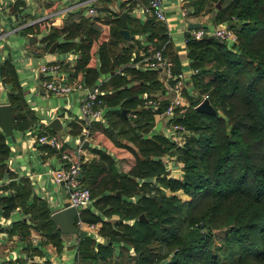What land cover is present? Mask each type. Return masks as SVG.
I'll return each instance as SVG.
<instances>
[{"label":"trees","instance_id":"trees-1","mask_svg":"<svg viewBox=\"0 0 264 264\" xmlns=\"http://www.w3.org/2000/svg\"><path fill=\"white\" fill-rule=\"evenodd\" d=\"M204 1L192 0L193 9L189 13L200 9ZM211 1L212 20H224L220 16L227 13L225 20L231 18V23L226 24L234 28L236 41L229 45L212 34L192 37L184 33L185 55L189 66L197 71L191 75L196 94L188 95L184 91L190 106L182 115L174 116L192 131L180 146L162 133H148L153 124L151 108L137 109L133 118L120 112L122 107L128 111L137 106L142 100L138 93L154 95L164 89L156 70L130 64L139 57L140 50L149 53L161 48L172 60V69L181 68L178 54L167 52L164 22L149 19L144 40L129 38L122 42L119 19L111 10L106 11L111 15L108 18L96 14L91 23L75 10L60 23H51L43 36L47 47L62 36L56 47L78 51L70 74L82 78L86 85L92 84L98 73H107L112 84L110 90L100 94L107 104V119L103 126L91 122L89 130L95 123L96 129L111 139L119 166L126 168L116 169L114 159L104 155L110 158L109 171L117 179L115 186H110L111 191L99 197V201L109 202L104 213H114L116 217L101 219L99 230L107 236L105 243H98L95 249L90 237L78 236L77 259L98 264L111 255L114 242L122 241L131 244L134 264H157L164 257L168 259L163 264H264V0ZM100 25L106 26L107 32L98 30ZM129 28L131 33L137 32ZM218 57L222 67L206 72L205 64ZM1 73L4 81L12 83L9 95L19 104L22 98L15 91L18 85L8 61L2 63ZM214 92L221 96L233 120L225 121L224 112L212 101ZM202 93H207L215 113L192 106ZM165 103L162 99L160 108ZM110 112L128 123L120 131L127 134L130 143L110 137L108 127L114 122L108 116ZM63 147L62 144L60 149ZM7 149L0 132V159ZM165 153L175 154L180 177L168 174L162 160ZM103 169L101 162L91 160L86 165L87 171H82L84 184H92L97 194L100 191L96 190L100 182L97 174ZM164 188L172 192L165 193ZM177 189L189 198L179 197L174 192ZM116 190L136 198L121 197ZM19 198L18 194L2 197L3 209L21 202L36 220L33 221L36 228L57 243L61 239L59 227L49 219L46 204L38 198L26 204ZM233 200L241 204L240 208L221 214V207ZM140 214L143 218H139ZM79 216L83 220L87 218L81 210ZM27 227L28 224L19 220L11 229H16L22 238ZM215 227L223 228L218 243L211 241V229Z\"/></svg>","mask_w":264,"mask_h":264},{"label":"crops","instance_id":"crops-1","mask_svg":"<svg viewBox=\"0 0 264 264\" xmlns=\"http://www.w3.org/2000/svg\"><path fill=\"white\" fill-rule=\"evenodd\" d=\"M73 1L75 0H0V39L2 41L0 42V103H11L13 122L12 138L5 135L0 129V132H2L4 136V142L8 147L7 152L3 158L0 159V264H29L31 262V256L34 259V261H32L33 264H45L48 258H54L57 264H75L77 259V235L62 234L60 227L56 224L59 227V235L61 239H59L57 243H54L53 240L47 239L41 231L36 228L30 217V212L25 209L24 212L21 209V202H16L15 206L8 208L7 210L3 209L1 198L8 197L11 194H18L21 196L19 200L22 199L26 204H29L38 198L46 204L49 213L62 206L65 201L66 195L64 196L61 191V184L56 183L51 178V169L59 164V149L48 145L46 142H39L37 140L38 132L55 133L60 138L61 145L63 144L64 146L63 149L71 152L76 149L83 172L87 171L86 165L89 161L100 162L98 158L106 157L107 155L114 159V165H116V169H119L117 157L114 156L115 154L113 155L110 153V150H112L111 145H114L113 142L109 137L104 135V132L101 129L95 128V123L90 127L89 135L83 138L82 125L78 120L80 118L79 109L76 113L72 111L74 100L71 97V92L66 95H53L55 96L53 102L48 105L44 104L45 102H36L31 96V94H35L33 97H38L43 100L47 98L44 96H49L38 90V80L41 76V73L37 71V65L39 63L47 60H69L74 63L79 55L77 50L72 48L62 50L56 47V45L52 51H49V47L44 48L45 41L42 40L51 23H60L67 17L68 13L75 12H64L60 10ZM204 2H206L204 4V6H206L208 4L207 0ZM133 3V0H101L97 4V15L99 17L106 16L108 18V16L111 15L106 12L107 9L111 10L112 13L116 15L122 10L130 12V15L126 17L127 28L131 27V29H137V32L132 33L134 35L133 38H136V40H144L147 30V21H149V19H155L150 16L140 15L134 10ZM191 3L192 0H190V2L189 0H173L166 2V4L163 3L165 11L168 13V19L164 22V32L167 35L169 44L167 52L178 54L180 65L184 69H188L190 66L189 59L185 55L186 49L183 39V25L195 21L200 22V25L203 24L207 26H210L213 23H226L225 19L214 22L212 20V10L210 12V17L208 14L197 16L196 14L202 11L201 9L198 13H189V11L192 10ZM183 6L186 9L185 14H182L178 10V8ZM97 15H92L91 17H88L87 20L91 23L92 20H95ZM185 15H187V18H185ZM210 19L213 22H211ZM35 21H38L37 24H40L38 30L43 28L41 36L39 37L38 35H35L34 38V42L39 39L40 42L38 44L40 46H31L30 53L33 55L25 51L26 43H23V47L20 46L21 48L18 49V51L14 50L10 42L7 40L8 36L14 31L19 36H33L35 32L31 30V27L38 26ZM29 23H33L32 26L24 27ZM172 28H174V30ZM129 32L131 33L130 30ZM62 39L63 37L59 36L58 39H56L57 43ZM75 39H77V37L74 38V40ZM23 41L24 39L21 37L19 43L21 44ZM15 52H17V54ZM4 61H8L12 65L14 80L18 85V88H16L15 91L19 92L18 94H20L19 96L22 98V101L19 104H17L14 101L15 99L9 95V92L12 89V83L4 81V75L1 73V65ZM32 61H37L36 67L31 66ZM27 65H30L29 70L31 69L32 72H34L33 83H29L26 78H20V69ZM101 79H105L104 82L106 83L108 82L107 80H109V77L108 75L104 77L102 72H100L92 84L98 83ZM4 84L7 85V89L5 94H2L1 91L4 90ZM99 90L102 94L110 90V88L99 86ZM82 92L83 91L80 93ZM143 94L147 93L141 92L138 93V96L142 99ZM76 99L79 104L80 97H77ZM141 101L142 100H140L138 104H140ZM112 114L113 113L110 112L108 116L115 121L116 116L114 115V117L111 118ZM53 117H57L60 122V127L57 129H53L49 126V121ZM106 119L107 118H105V121ZM105 121L94 122L101 123L103 126ZM118 123L121 124V126L116 127L111 124V126L108 127V129L112 128L116 132V136L113 137L111 133H108L111 138L123 141L119 136L125 133L120 130L127 128L128 123L122 119H119ZM96 132H98V141H100L101 144H106L108 148L92 141V135H95ZM148 133H161V131L159 128L155 129L151 126ZM109 159L110 158H108V160ZM164 166L167 169L168 174L181 175V170L178 167L170 171L165 163ZM112 175L114 176H112L114 181L111 177L109 183L106 185L104 184L95 197H93L94 195L91 193V202L80 209L83 217H87L84 219L87 224L82 225V234L93 240V244L91 245L93 249L96 248L98 243H105L106 240L99 228L101 225V219L107 218V216H104L106 215L104 209L108 205L102 204L99 207L96 205V200L111 191V183H115L117 179L116 175ZM163 190L165 193L172 192L168 188H164ZM180 192H182V190ZM182 193L185 194L184 192ZM119 195H121L120 192ZM121 197L131 200L136 198L135 195L128 197L123 194ZM99 202H102V200ZM114 215V213H111L108 215V218L111 219L116 217V215ZM19 220H23L28 224L27 232L22 238L16 229H11L12 224ZM127 221L130 222L131 220ZM117 242L126 252L123 250L114 252L112 250L111 255L106 256L103 260H99L98 264H134L131 256L133 254L132 247L122 241ZM26 243L29 246H26ZM67 248L72 251L70 260L68 258V253L66 255L64 251ZM122 252H124L125 257L122 255Z\"/></svg>","mask_w":264,"mask_h":264},{"label":"built area","instance_id":"built-area-1","mask_svg":"<svg viewBox=\"0 0 264 264\" xmlns=\"http://www.w3.org/2000/svg\"><path fill=\"white\" fill-rule=\"evenodd\" d=\"M101 0H75L69 5L63 7L62 11L79 10L83 17H91L97 14V4ZM133 8L136 12L143 16H150L157 21L166 22L168 13L162 0H133ZM178 10L185 14V7ZM59 13V12H57ZM183 39L188 33L192 37H200L204 34H212L226 41L229 45L236 41V32L233 27L226 23H213L210 26L199 25L190 27L188 24L183 25ZM139 57L131 60L130 64L142 69H153L157 72L159 81L163 84L164 89L160 93L154 95L143 94L142 101L135 108L126 111V115L130 118L136 116V110L142 107L151 108L153 110V124L161 122L160 131L171 142L180 146L184 139L188 137L192 131L183 123L174 119L175 115H182L190 106L187 96L195 95L196 90L191 82V75L197 71L194 67L179 70L172 69V60L163 52L161 48H156L145 53L140 50ZM73 62L62 60H47L37 65V71L41 73L39 77L38 90L45 95H66L76 90H82L83 94L79 100V122L82 125L83 138L89 135V124L94 121H105L106 118V102L100 97L99 84L105 80L102 79L94 84L92 90H88V85L83 82L82 78H78L70 74ZM187 92L186 94L184 93ZM166 100V103L160 108V101ZM203 99H208L207 93H202L199 100L192 106L196 105ZM37 140L46 142L48 145L59 149V164L51 169V178L56 183L62 184L66 193L65 201L67 205H72L77 209L74 217V225L82 229V225L87 224L80 216L79 212L82 207L87 206L92 199L89 187L82 180V170L77 156V150L71 152L61 148V140L55 133L38 132ZM164 163L169 167L170 171L179 167V161L175 154L165 153L163 155ZM78 237V235H77ZM33 241V240H32ZM31 241V242H32ZM33 264V257H30ZM45 264H57L54 258H48ZM75 264H87L83 260L76 259Z\"/></svg>","mask_w":264,"mask_h":264},{"label":"rangeland","instance_id":"rangeland-1","mask_svg":"<svg viewBox=\"0 0 264 264\" xmlns=\"http://www.w3.org/2000/svg\"><path fill=\"white\" fill-rule=\"evenodd\" d=\"M163 1V3L164 4H166V2H169V1H173V0H162ZM189 2H190V0H189ZM207 2H208V4L206 5V6H204V4L206 3V2H202L203 4L201 5V7H200V9L202 10V11H200L199 12V10L200 9H198L197 11H195V12H191V14H194V13H198V14H196L197 16H200V15H206V14H208V16L210 17V12H211V10H212V8H213V1H211V0H207ZM204 6V7H203ZM203 8V9H202ZM192 9H193V6H192ZM209 10V11H208ZM203 15V16H204ZM226 15H227V13H223V14H221V18H226ZM179 17V16H178ZM181 17V16H180ZM185 18H187V15H185ZM199 18V17H198ZM220 18V19H221ZM182 21V20H181ZM231 21V18H230V20L229 19H227V21L226 22H228V23H231L230 22ZM36 22V24H37V22L38 21H35ZM38 26H34V27H31V30L32 31H34L35 33H34V35L33 36H31L32 37V39H31V41H30V37L29 36H24V35H18L15 31L14 32H11V34L8 36V42H10V44H11V46L14 48V50H16V51H18V49H20L21 47H23V43H26L27 45H26V50L25 51H27L28 53H30L31 52V50H30V48H31V46H38L39 44V39H37L35 42H34V38H35V35L37 36H41V33L43 32V28H41L40 30H38V28L40 27V24L38 23L37 24ZM46 25V24H45ZM99 25V24H98ZM178 25H180V24H178ZM175 28V27H174ZM174 28H172L173 30H174ZM99 29H103V31H105L106 30V32H107V27L105 26H99V28H98V30ZM108 31H109V29H108ZM100 32H102V30H100ZM21 37H23V39H24V41L20 44L19 42H20V39H21ZM108 38H109V35H108ZM106 40H107V38H106ZM0 42H2L1 41V39H0ZM31 42V43H30ZM29 44H31V45H29ZM21 46V47H20ZM40 46V45H39ZM47 46H45L44 45V48H46ZM92 49V48H91ZM16 54H17V52H15ZM30 54H32V53H30ZM59 54V53H58ZM33 55V54H32ZM215 60H213V59H211L210 61H208V65L207 64H205V70H206V72L208 71V72H210L212 69H214V68H221L222 67V62H221V60H220V58L218 57V58H214ZM40 60V59H39ZM42 60V59H41ZM216 61V62H215ZM39 62V61H38ZM36 63H37V61H32V63H31V66H35L36 67ZM216 63V64H215ZM214 66H213V65ZM29 68H30V65H27V66H25V67H22L21 69H20V72H19V74H20V78H22V79H27V81L29 82V83H33L34 82V79H33V77H34V72H32V70L30 69L29 70ZM102 74L104 75V77L107 75V73L105 72H102ZM209 74V73H208ZM102 80V79H101ZM108 82H106L104 85H103V87L104 88H110L111 87V82H110V80H107ZM6 89H7V85H5L4 84V90H2L1 91V93L2 94H5V92H6ZM82 90H76V91H73V92H71L70 94H71V97L73 98V100H74V103H73V106H72V111L73 112H78V109H79V104H78V100L76 99L77 97L79 98V97H81L82 95V93H80ZM35 94H31V96H32V98L36 101V102H45L44 104H51L52 102H53V98L55 97V96H53L52 94H50L49 96H44V97H47V98H45L44 100L43 99H39L38 97H33ZM213 96H215V98H214V100L212 99V101H214V103L216 104V106L218 107V109H220L221 111H223L224 112V114H225V121L227 120V121H229V120H233L234 118H233V116H231V114H230V112L227 110V108H226V106H224V103H223V101H221V96L218 94V93H216V92H214V95ZM77 101V103H76V101ZM114 117V115L112 114L111 115V118H113ZM118 121H119V119L116 117V120L114 121V122H112L111 124L112 125H114V126H116V127H119V126H121V124H119L118 123ZM115 123V124H114ZM160 126H161V122H156L155 123V125L153 126L155 129H157V128H160ZM64 127V126H63ZM92 128H94V127H92ZM91 128V129H92ZM96 128V127H95ZM59 130H61V129H59ZM58 130V131H59ZM104 135L106 136V134L104 133ZM126 133L125 134H123V135H120L119 137H120V139H122L123 140V142L124 143H130V140H128L127 138H126ZM93 136V138H92V141H94V142H96V144H99V145H104V146H106V144H101V142L100 141H98V136H97V134H95V135H92ZM107 147V146H106ZM108 148V147H107ZM110 150V149H109ZM113 150V149H112ZM112 150H110L111 152L110 153H112L113 155L115 154L114 153V151H112ZM114 156H116V155H114ZM163 156V155H162ZM98 160L104 165V169L103 170H101L100 171V173H98L97 174V178H99L100 179V182H99V185H97L96 187H97V189L96 190H101V189H99L100 187H103L104 186V184L106 185V184H108L109 183V181H110V179H111V177L113 176L111 173H110V171H109V163H110V159L108 160V158L107 157H100V158H98ZM117 162H118V160H117ZM118 167H119V169H126L125 168V166H123V167H120L119 166V163H118ZM180 169V168H179ZM173 175H175V176H177V177H180L179 175H177V174H173ZM114 177V176H113ZM113 177H112V179H113ZM107 182V183H106ZM119 185V184H118ZM88 186H89V188L91 189V193L94 195L93 197H95L96 196V192L94 193V191H93V188H92V184L90 185V183H88ZM112 186H115V184L114 183H111V187ZM179 190V191H178ZM181 191V189H177V190H175L174 192H176V194L179 196V197H181V198H183V199H186V198H189V196L186 194H183L182 192H180ZM107 203H109V202H99V199H97L96 200V205L97 206H101L102 204L103 205H107ZM239 205H241V204H239ZM238 205V203H237V201L234 203V200L233 201H229L228 203H226L225 205H223L221 208H223V209H221L219 212H221V214L222 213H224V212H226L227 210H231V209H238V208H240V206ZM21 207V209L25 212V210H24V205H21L20 206ZM242 207V206H241ZM31 213V212H30ZM31 215V214H30ZM105 217L107 216L108 217V215H104ZM115 216V215H114ZM113 216V217H114ZM31 219L33 220V221H36L35 219H33L32 218V215H31ZM111 219H113V218H111ZM221 229H223V228H212L211 230V233H212V236H211V241L214 243V242H216V243H218V242H220L221 240V238H220V236H219V234H220V231H221ZM107 235H105V237H106ZM223 237V236H222ZM128 245L129 246H131V244H129L128 243ZM112 250L114 251V252H117L118 250L119 251H121V250H123L122 249V247H120V245H119V243L118 242H115L114 243V245L112 246ZM65 251V254L67 255V253H68V258H69V260L71 259V255H72V251L71 250H69V248H67V249H65L64 250ZM124 251V250H123ZM124 252H126V251H124ZM124 252H122L123 254V256L125 255L124 254ZM125 257V256H124ZM115 259V258H114ZM107 264H109V263H107Z\"/></svg>","mask_w":264,"mask_h":264},{"label":"water","instance_id":"water-1","mask_svg":"<svg viewBox=\"0 0 264 264\" xmlns=\"http://www.w3.org/2000/svg\"><path fill=\"white\" fill-rule=\"evenodd\" d=\"M130 15V12L122 10L117 14V18L119 19L120 22V33L122 35L121 41L124 42L125 40L129 38H133L134 35L129 32L126 24V17ZM200 22L195 21V22H189L188 26L190 27H196L199 26ZM32 37H30V40ZM57 41H53L50 46H49V51H52L54 46L56 45ZM94 84H91L88 87V90H92ZM11 109L12 105L9 102H1L0 103V129L1 131L7 135L10 136L11 138L13 137V122H12V114H11ZM196 109L206 112V113H215L216 110L212 106V104L208 101V99H203L201 100L197 105ZM120 112L123 116L126 114V109L122 107L120 109ZM49 126H51L53 129H57L60 127V122L57 117H53L49 121ZM108 132L111 133L113 137L116 136V132L112 129L109 128ZM61 191L63 195L65 196V191L64 188L61 184ZM116 194L119 195V191L116 190ZM77 214V209L72 206V205H67L66 201L63 202L62 206L59 208L51 211L49 213V219L53 221L55 224H57L60 227V231L62 234L65 235H82L83 230L81 228H77L74 225V217ZM139 218H143V215L140 214ZM167 257H164L160 259L157 264H163L164 262L167 261Z\"/></svg>","mask_w":264,"mask_h":264}]
</instances>
